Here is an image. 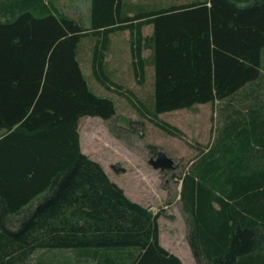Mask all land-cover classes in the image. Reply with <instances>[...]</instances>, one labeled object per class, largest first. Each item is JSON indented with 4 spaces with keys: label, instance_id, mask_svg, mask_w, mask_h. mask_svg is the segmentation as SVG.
<instances>
[{
    "label": "trees",
    "instance_id": "16d2710c",
    "mask_svg": "<svg viewBox=\"0 0 264 264\" xmlns=\"http://www.w3.org/2000/svg\"><path fill=\"white\" fill-rule=\"evenodd\" d=\"M88 1L84 19L57 0H0V203L18 212L40 196L12 223L0 211V264L35 249L44 263L70 250L95 264H183L160 243L159 213L81 150L80 118L117 111L84 73L86 36L95 80L167 133L183 135L159 113L218 102L212 139L180 176L186 239L197 264H264V0ZM125 29L137 82L152 69L145 101L105 71L109 33Z\"/></svg>",
    "mask_w": 264,
    "mask_h": 264
},
{
    "label": "rangeland",
    "instance_id": "374dc122",
    "mask_svg": "<svg viewBox=\"0 0 264 264\" xmlns=\"http://www.w3.org/2000/svg\"><path fill=\"white\" fill-rule=\"evenodd\" d=\"M73 17H88V0H57ZM188 0H126L127 4L146 6L168 5ZM151 32V25L143 26V33ZM109 49L105 56V71L112 80L131 90L141 100L152 91V69H146L143 83H138L130 65L129 31L109 33ZM90 37L83 38L80 61L91 86L99 93L110 95L116 103V113L109 119L86 115L79 120L80 147L88 156L98 160L109 177L118 183L128 196L148 205L159 213L160 241L173 248L184 264H197L186 239V224L178 202L181 178L187 161L197 154L196 144L204 145L212 139L213 127L218 117L216 104L204 103L191 108L161 112L158 117L182 130V136L167 133L148 118L141 116L126 96L99 84L91 72ZM148 50H144L146 55ZM164 150L174 160L170 169L154 168L149 159L157 150ZM117 166V169L114 168ZM40 196L18 212H11L0 203L8 222L17 221L22 213L36 205ZM51 254V253H50ZM49 253L32 250L24 264H95L92 257L75 260L74 252L60 250L52 255L50 263L41 262ZM40 261V262H39Z\"/></svg>",
    "mask_w": 264,
    "mask_h": 264
},
{
    "label": "water",
    "instance_id": "95a60500",
    "mask_svg": "<svg viewBox=\"0 0 264 264\" xmlns=\"http://www.w3.org/2000/svg\"><path fill=\"white\" fill-rule=\"evenodd\" d=\"M149 163L154 168H159V169H170V168H173L175 166L173 158L171 156H169L162 149L157 150L156 156L151 157L149 159ZM114 168L117 169V166L114 165Z\"/></svg>",
    "mask_w": 264,
    "mask_h": 264
},
{
    "label": "crops",
    "instance_id": "0c3cea01",
    "mask_svg": "<svg viewBox=\"0 0 264 264\" xmlns=\"http://www.w3.org/2000/svg\"><path fill=\"white\" fill-rule=\"evenodd\" d=\"M144 204V203H143ZM146 205V204H145ZM159 223V222H158ZM159 240H160V236H159ZM160 243L166 248V249H168L169 251H171V252H173V253H175L176 255H178V253H176V251L175 250H173V248H170V247H168V246H166L165 244H163L161 241H160ZM188 243V242H187ZM189 245V244H188ZM190 249V248H189ZM191 250V249H190ZM179 256V255H178ZM180 257V256H179ZM193 257V256H192ZM180 259H181V261H182V263L184 264V262H183V259L180 257Z\"/></svg>",
    "mask_w": 264,
    "mask_h": 264
}]
</instances>
